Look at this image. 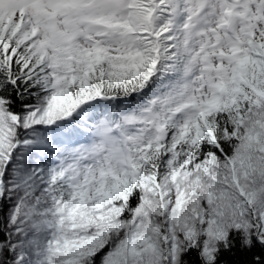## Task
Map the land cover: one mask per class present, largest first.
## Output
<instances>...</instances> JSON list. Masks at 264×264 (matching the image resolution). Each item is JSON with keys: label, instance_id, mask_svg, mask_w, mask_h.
<instances>
[{"label": "snow or ice", "instance_id": "obj_1", "mask_svg": "<svg viewBox=\"0 0 264 264\" xmlns=\"http://www.w3.org/2000/svg\"><path fill=\"white\" fill-rule=\"evenodd\" d=\"M0 264H264V0H0Z\"/></svg>", "mask_w": 264, "mask_h": 264}, {"label": "trees", "instance_id": "obj_2", "mask_svg": "<svg viewBox=\"0 0 264 264\" xmlns=\"http://www.w3.org/2000/svg\"><path fill=\"white\" fill-rule=\"evenodd\" d=\"M229 259H233L234 257H228Z\"/></svg>", "mask_w": 264, "mask_h": 264}]
</instances>
